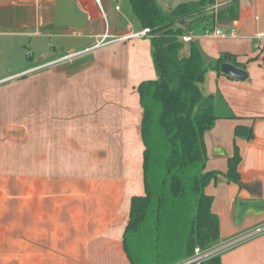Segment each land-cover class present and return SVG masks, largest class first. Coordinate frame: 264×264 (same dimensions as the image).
I'll return each instance as SVG.
<instances>
[{"label":"crops","instance_id":"1","mask_svg":"<svg viewBox=\"0 0 264 264\" xmlns=\"http://www.w3.org/2000/svg\"><path fill=\"white\" fill-rule=\"evenodd\" d=\"M2 1L1 9L12 7ZM27 1L0 12L7 15L0 18V28L16 29L30 39L40 38L43 27L75 34L76 29L56 25L57 0ZM84 2L85 8H80L89 23L78 31L97 42L106 27L100 33L90 29L91 22L107 16ZM217 3L221 6L216 18L208 9L213 20L197 18L182 28L185 35H193L209 63L223 52L232 53L246 64L249 78L242 82L210 70L202 86L206 95H221L239 118L218 120L205 134V172L220 173L205 193L214 198L212 211L220 222L218 245L238 240L220 255L221 263L264 264V233L254 235L264 228V0ZM21 7L35 12L29 24H19L11 13ZM62 8L68 11L66 2ZM197 21L203 33L193 30ZM232 27L237 29L235 38L206 35L207 30ZM117 28L108 29L109 34H120ZM10 36L0 32V37ZM74 52L49 61L53 64L48 67L66 68L84 55L62 60ZM129 52L138 59L146 54L125 50L122 55ZM35 53L18 72L8 67V51L0 54V264H129L124 230L132 198L145 191L143 108L138 93H132L130 81L122 79L115 84L120 91L114 94L112 82L100 93V85L86 83L83 88L92 89L88 98L64 97L60 82L26 79L40 73V66H31ZM189 55L185 45L181 56ZM240 123L253 127V140L235 138ZM235 145L242 155L240 185L224 176Z\"/></svg>","mask_w":264,"mask_h":264},{"label":"trees","instance_id":"2","mask_svg":"<svg viewBox=\"0 0 264 264\" xmlns=\"http://www.w3.org/2000/svg\"><path fill=\"white\" fill-rule=\"evenodd\" d=\"M142 29H149L158 79L137 88L143 108L142 140L144 195L131 200L123 249L129 264H182L196 248L211 249L220 241V222L212 211L214 198L205 189L220 173L205 172V134L218 120H239L221 95L202 89L210 70L232 64L246 70L238 56L223 52L208 64L199 44H189L182 57V26L195 19L213 20L208 9L217 0L178 5L166 13L157 0H128ZM208 15V17L206 16ZM232 79V78H231ZM235 138L254 139L253 127L238 124ZM242 155L235 145L228 159L230 182L241 184ZM202 264H222L213 256Z\"/></svg>","mask_w":264,"mask_h":264},{"label":"rangeland","instance_id":"3","mask_svg":"<svg viewBox=\"0 0 264 264\" xmlns=\"http://www.w3.org/2000/svg\"><path fill=\"white\" fill-rule=\"evenodd\" d=\"M9 2L10 6L6 11L14 7H19L22 4L28 2L27 0H6ZM79 7L85 8V0H75ZM91 4H94L97 8L102 9L106 14V19H95L91 22L90 29L96 30L97 32L103 33L104 27L106 29L115 30L117 26L120 31V34L117 35V38L124 36V34L129 32H139L143 29L140 28L138 22L133 15L128 0H86ZM199 0H157L159 6L166 12L169 13L171 10L176 8L178 5L188 2H196ZM222 1V0H221ZM2 1V3H4ZM87 3V2H86ZM101 6V7H100ZM12 10V9H11ZM10 10V11H11ZM4 9L0 8V12L6 13ZM101 11V12H102ZM42 12V11H41ZM11 13H14V18L17 19L19 24H29L28 19H33L35 14L34 10L27 7L18 8ZM13 16V15H11ZM7 18L6 14H0V18ZM30 22V20H29ZM128 28L127 26H131ZM201 21H197L194 24L193 30H201ZM4 30H9L10 34L13 36L10 37H0V54L4 50L8 51V67L9 69H15V72L23 70V68L28 64L30 55L34 51L36 60L35 63H31L32 67L34 66H43L48 64L49 61L60 58L61 56L68 54L70 52H78L86 48V46H91L95 41L87 40L85 34L76 30L75 34H66V33H56L52 28L42 29V35L40 38H29L22 36L20 31L16 29H4L0 28V32L9 33ZM203 30V29H202ZM200 32H204V31ZM74 32V31H72ZM115 37V36H114ZM114 37H108L107 41H112ZM31 43V45H30ZM94 44V45H95ZM93 45V46H94ZM184 45H189L185 44ZM55 50L54 57L50 56L52 51ZM125 50H141L146 54L141 56V58H135L129 52L127 55L124 54ZM52 55V54H51ZM82 55V54H81ZM52 58H48V57ZM153 51L150 38H144L142 40L131 39L124 42H117L109 44L103 48L96 49L92 52L85 53L81 57L75 58L74 61L66 64V68H60L53 71L51 68L41 69L43 72H35L37 74L27 76V80H51L53 82H60L64 87V97L69 98H88L89 92L92 89H84L83 86L86 83H97L100 85V90H97L98 93L102 92L104 89L102 86H106L109 82L114 84L112 89L113 94L116 90L119 92V87L116 88L115 84L117 81H124L122 79H127L131 83V92L137 95V88L143 81H153L158 79L157 72L153 64ZM145 61L143 62L144 58ZM207 63L210 64L209 59ZM7 67V66H6ZM77 72L73 73L74 71ZM18 76V75H17ZM17 78V77H16ZM23 79V78H21ZM132 84V82H134ZM3 84V83H1ZM115 91V92H114ZM107 94L108 91L106 90ZM240 93V92H239Z\"/></svg>","mask_w":264,"mask_h":264},{"label":"built area","instance_id":"4","mask_svg":"<svg viewBox=\"0 0 264 264\" xmlns=\"http://www.w3.org/2000/svg\"><path fill=\"white\" fill-rule=\"evenodd\" d=\"M39 1L40 0H36V2H39ZM220 6H221V4L216 2V4L214 6L209 8V10L214 13L215 18L217 17L218 9ZM206 35L208 37H211V38L230 39V38L237 37V29L235 27L225 29V30L215 28L213 30H207ZM108 37H114V35L109 34V30L107 28L105 34L101 38H99V40H97V42L94 46L87 48L83 51L71 53L70 55H67L66 57H64L62 60L70 59L72 57H77L81 54L92 52L96 49L103 48V47H105L109 44H112V43L124 42V41L131 40V39H138V40H142L144 38H150L151 39L153 37V35L151 34V31L149 29H143L142 31H139V32L126 33V34H124V36H121V37L119 36L118 38H117V36H115L114 39L110 42L107 41ZM255 39L260 40L261 37H255ZM180 40L185 44H190L192 41H194V37L192 34L189 33V34L181 36ZM259 45H260V43H257L256 48H260ZM59 61H56V62H59ZM51 64H53V63H49L46 65L40 66L38 69H43L45 67L50 66ZM24 75H26V74L23 73V74L18 75L17 77H22ZM261 233H264V228L261 229L259 232L254 233V235L261 234ZM237 242H238V240L231 241V242L224 244V245H218L217 244L214 247H212L211 249L206 250V251H204L200 248H196L194 250V254L187 261H185L182 264H202L213 256H220L223 252L231 249Z\"/></svg>","mask_w":264,"mask_h":264},{"label":"water","instance_id":"5","mask_svg":"<svg viewBox=\"0 0 264 264\" xmlns=\"http://www.w3.org/2000/svg\"><path fill=\"white\" fill-rule=\"evenodd\" d=\"M65 2L68 6V8H65L68 10L67 12L62 8ZM55 8V23L57 26L61 25L71 29L82 30L89 23L88 15L79 7L75 0H57ZM63 20L67 22H64ZM61 22L64 23L60 24ZM221 73L222 75L242 82L249 78V74L246 70L238 68L232 64L222 65Z\"/></svg>","mask_w":264,"mask_h":264}]
</instances>
